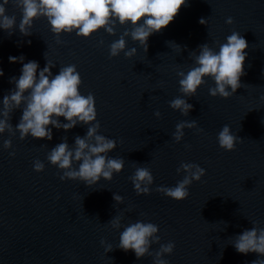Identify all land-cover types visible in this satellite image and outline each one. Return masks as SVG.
Wrapping results in <instances>:
<instances>
[{"label": "water", "instance_id": "95a60500", "mask_svg": "<svg viewBox=\"0 0 264 264\" xmlns=\"http://www.w3.org/2000/svg\"><path fill=\"white\" fill-rule=\"evenodd\" d=\"M8 14L19 23V9L9 4ZM229 16L234 23L225 22ZM124 27L118 25L115 35L101 29L87 38L64 33L60 44L44 17L35 19L30 35L18 28L11 35L0 29V99L14 87L10 77L19 76L22 67L10 62L9 55L23 54L25 62L36 60L42 68L47 51L56 63L53 74L62 65L75 64L80 91L95 96L100 133L117 141L109 155L125 160L111 180L89 187L81 180H61L62 170L46 158L63 137L71 144L76 135L83 136L86 125L53 127L51 140L20 139L18 131L0 134V264H153V255L137 258L134 251L115 247L121 229L107 222L120 214L122 224L151 221L159 226L161 243L175 242L173 253L165 254L169 264H251L260 254L240 253L228 241L253 227L252 221L264 227V0H188L169 25L149 37L147 52L127 37V47L135 46L137 54L111 57L108 46ZM234 30L249 45L242 86L228 98L212 96L214 81L206 78L188 97L193 108L187 116L172 109L168 102L182 95L177 69L193 65L191 52L200 44L218 47L215 41L223 42ZM21 111L11 114L13 126ZM181 120H196L204 131L185 128L183 140L176 142L171 134ZM224 124L242 139L231 151L217 142ZM9 138L12 148L5 149L3 141ZM12 151L15 156L9 155ZM37 158L45 164L43 171L33 168ZM181 161L200 164L206 174L193 181L185 199L176 200L156 188L183 178L176 171ZM137 166L152 171L150 194L134 190L130 176ZM113 193L122 195L123 203ZM101 239L113 250L106 253ZM158 248L159 243L151 245L153 253Z\"/></svg>", "mask_w": 264, "mask_h": 264}, {"label": "clouds", "instance_id": "9594fccd", "mask_svg": "<svg viewBox=\"0 0 264 264\" xmlns=\"http://www.w3.org/2000/svg\"><path fill=\"white\" fill-rule=\"evenodd\" d=\"M187 3L188 0H0V29L11 35L18 28L22 34L30 35L35 19L44 17L56 36V43L60 44L64 43L60 39L64 33L75 32L76 35L87 38L103 29L108 34L115 35L118 25L126 26L119 37L109 44V55L115 57L123 52L126 57L131 58L137 54L138 49L135 46L127 47V37L138 42L147 52L149 37L169 25L181 6ZM9 4L19 9V23L15 14H8ZM205 21L204 18L200 19L202 24H206ZM225 22L232 24L234 18L226 17ZM168 43L181 51L179 44L172 41ZM215 44L218 47H213L208 42L200 44L198 51L191 52L193 65L187 71L177 69L178 91L182 95L174 97L168 103L184 116L193 108L188 97L197 93L206 83V78L214 81V86L209 88L212 96L228 98L242 86L241 77L246 74L248 41L239 31L234 30L223 42L215 41ZM44 56L46 63L41 68L36 60L29 59L25 62L23 54L9 55L10 62L19 61L22 67L19 76L10 77L14 87L0 99V134L8 132L14 136L18 131L20 139L30 135L33 138L51 140L53 127L69 130L78 124L86 125L87 130L83 136L76 135L71 144L66 136L63 137L61 142L48 151L46 158L62 170L61 180H81L89 187L97 185L102 179L111 180L115 173L123 170L125 160L123 157L109 155L117 147V141L99 131L101 124L97 118L94 94L89 92L84 95L80 91L82 78L75 64L62 65L58 73L53 74L51 69L56 63L48 58L47 51ZM3 75V68H0V76ZM261 99L264 100V95H261ZM16 109L22 111L18 123L13 126L10 122L11 114ZM154 115L160 117L161 113L156 110ZM60 117L65 120L62 121ZM185 128L204 131L198 127L196 120H181L176 123L175 131L171 134L176 142L183 140ZM241 140L229 124H224L217 133L219 146L228 151L234 150ZM3 147L12 148V140L4 139ZM9 155L15 156V152L12 151ZM33 168L43 171L45 164L37 158ZM176 171L183 173L182 179L172 186L159 185L156 188V191L176 200L185 199L193 181L201 180L206 174V169L195 162L181 161ZM130 180L137 194H150L152 191L154 176L150 167L137 166ZM113 197L116 202L123 203L122 195L113 193ZM122 220L123 215L120 214L107 222L112 228L121 229L115 247L124 251L132 250L137 258L153 255V264H169L165 254L173 253L175 242L169 240L161 243L157 224L140 219L122 224ZM251 223L253 227L244 229L228 242L240 253L260 254L251 264H264V227H258L256 221ZM153 243H159V248L154 253L151 250ZM101 244L105 246L106 253L114 248L104 239H101Z\"/></svg>", "mask_w": 264, "mask_h": 264}]
</instances>
